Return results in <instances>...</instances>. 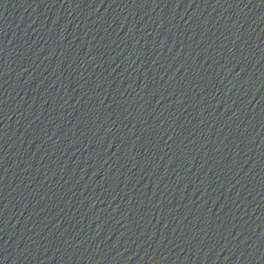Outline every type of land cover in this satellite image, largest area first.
Segmentation results:
<instances>
[{
  "label": "water",
  "instance_id": "95a60500",
  "mask_svg": "<svg viewBox=\"0 0 264 264\" xmlns=\"http://www.w3.org/2000/svg\"><path fill=\"white\" fill-rule=\"evenodd\" d=\"M0 264H264V0H0Z\"/></svg>",
  "mask_w": 264,
  "mask_h": 264
}]
</instances>
